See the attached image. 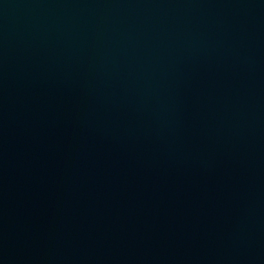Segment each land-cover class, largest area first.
<instances>
[{"label":"water","instance_id":"water-1","mask_svg":"<svg viewBox=\"0 0 264 264\" xmlns=\"http://www.w3.org/2000/svg\"><path fill=\"white\" fill-rule=\"evenodd\" d=\"M0 264H264V0H0Z\"/></svg>","mask_w":264,"mask_h":264}]
</instances>
